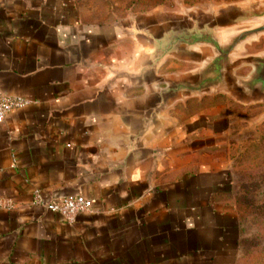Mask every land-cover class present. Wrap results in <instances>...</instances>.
<instances>
[{"label": "crops", "instance_id": "crops-1", "mask_svg": "<svg viewBox=\"0 0 264 264\" xmlns=\"http://www.w3.org/2000/svg\"><path fill=\"white\" fill-rule=\"evenodd\" d=\"M91 0H0V90L26 98L0 124V264H238L224 105L205 94L143 118L166 79L197 68L166 58L135 73L162 20H100ZM213 97V96H212ZM83 195L72 221L32 203Z\"/></svg>", "mask_w": 264, "mask_h": 264}, {"label": "water", "instance_id": "water-1", "mask_svg": "<svg viewBox=\"0 0 264 264\" xmlns=\"http://www.w3.org/2000/svg\"><path fill=\"white\" fill-rule=\"evenodd\" d=\"M156 33L145 32L152 48L135 73L107 68L114 76L133 80H149L168 57L191 60L197 68L187 74L166 79V86L155 91L144 118L143 131L158 111L183 97L217 92H229L239 102L264 99V52L243 58L233 56L237 48L251 39L264 35V0L255 6H234L203 19L187 14L185 17L162 16ZM243 23H255L231 33L222 29ZM241 66H249L245 76H237Z\"/></svg>", "mask_w": 264, "mask_h": 264}, {"label": "rangeland", "instance_id": "rangeland-1", "mask_svg": "<svg viewBox=\"0 0 264 264\" xmlns=\"http://www.w3.org/2000/svg\"><path fill=\"white\" fill-rule=\"evenodd\" d=\"M261 0H91L92 16L109 20L127 12H159L162 16L205 18L234 6H255ZM255 23H243L222 29L235 32ZM264 52V35L237 48L233 56L243 58ZM249 66H241L237 76H245ZM213 96V97H212ZM224 105L221 115L227 121L225 154L233 183L232 205L241 224L238 264H264V99L239 102L229 92L213 93L210 101Z\"/></svg>", "mask_w": 264, "mask_h": 264}, {"label": "built area", "instance_id": "built-area-1", "mask_svg": "<svg viewBox=\"0 0 264 264\" xmlns=\"http://www.w3.org/2000/svg\"><path fill=\"white\" fill-rule=\"evenodd\" d=\"M28 100L22 96L10 95L0 90V124L5 115L16 108H22L28 104ZM32 203L40 205L46 210L60 214L65 220L72 221L79 213L89 212L92 208L91 199L83 195L66 196L57 200L45 201L39 190L33 192ZM14 204L0 199V209L13 208Z\"/></svg>", "mask_w": 264, "mask_h": 264}]
</instances>
